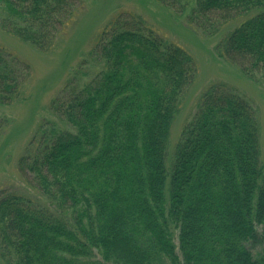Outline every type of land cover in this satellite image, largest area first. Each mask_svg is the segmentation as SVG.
<instances>
[{"label": "trees", "instance_id": "trees-1", "mask_svg": "<svg viewBox=\"0 0 264 264\" xmlns=\"http://www.w3.org/2000/svg\"><path fill=\"white\" fill-rule=\"evenodd\" d=\"M158 1L204 35L233 25L217 53L264 84V0ZM78 2L0 0V27L48 49ZM195 71L184 49L140 17L121 15L106 27L52 100L54 119L37 128L18 160L38 196L0 191V259L264 264V165L253 106L213 84L171 153L167 145ZM28 72L0 48V104L18 96Z\"/></svg>", "mask_w": 264, "mask_h": 264}, {"label": "rangeland", "instance_id": "rangeland-1", "mask_svg": "<svg viewBox=\"0 0 264 264\" xmlns=\"http://www.w3.org/2000/svg\"><path fill=\"white\" fill-rule=\"evenodd\" d=\"M78 1L72 23L51 48L40 49L0 27V48L29 68L18 96L7 104H0V191L10 189L26 196H38L23 181L18 160L37 128L44 121L54 119L52 100L84 59H88L101 32L121 15L140 17L159 36L184 49L196 68L171 123L167 142L170 153L203 92L213 84H223L255 109L260 158L264 165V84L252 80L217 53L218 42L233 25L204 35L186 21L185 14L176 13L158 0ZM0 264L5 263L0 259Z\"/></svg>", "mask_w": 264, "mask_h": 264}]
</instances>
